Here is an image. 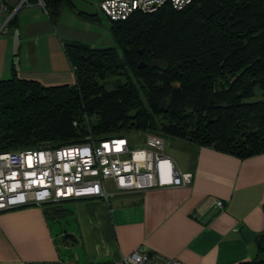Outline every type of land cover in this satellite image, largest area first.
<instances>
[{
	"label": "trees",
	"instance_id": "1",
	"mask_svg": "<svg viewBox=\"0 0 264 264\" xmlns=\"http://www.w3.org/2000/svg\"><path fill=\"white\" fill-rule=\"evenodd\" d=\"M42 5L51 25L62 5L71 7ZM104 20L113 48L62 42L72 84L42 86L11 66L0 81V152L138 132L238 159L264 152V0H191L180 10L164 5ZM112 77L122 81L105 90ZM239 264H264V244Z\"/></svg>",
	"mask_w": 264,
	"mask_h": 264
},
{
	"label": "crops",
	"instance_id": "2",
	"mask_svg": "<svg viewBox=\"0 0 264 264\" xmlns=\"http://www.w3.org/2000/svg\"><path fill=\"white\" fill-rule=\"evenodd\" d=\"M6 0L15 25L0 30V81L15 67L22 80L69 85L62 42L113 48L108 23L62 5L51 25L41 7ZM107 22V21H106ZM178 143V142H177ZM172 143L188 186L68 199L0 212V264H107L142 247L183 264H239L264 244V152L244 159L207 147ZM221 208L212 207V201Z\"/></svg>",
	"mask_w": 264,
	"mask_h": 264
},
{
	"label": "built area",
	"instance_id": "3",
	"mask_svg": "<svg viewBox=\"0 0 264 264\" xmlns=\"http://www.w3.org/2000/svg\"><path fill=\"white\" fill-rule=\"evenodd\" d=\"M5 1L0 0V30L12 17V13H7ZM36 1L43 10L42 0ZM190 2L95 0L96 4L92 5L107 20L120 21L133 13H150L164 5L180 10ZM23 4L26 5L27 0H20L17 7ZM137 137L141 141L133 143L125 136L95 141L86 135L81 143L73 145L0 152V212L68 199H106L109 196L107 184L118 193L190 184L192 174L179 170L175 162L164 155L160 138L141 132ZM211 205L221 208L217 200ZM53 264L73 263L58 260ZM107 264L183 263L138 247Z\"/></svg>",
	"mask_w": 264,
	"mask_h": 264
},
{
	"label": "rangeland",
	"instance_id": "4",
	"mask_svg": "<svg viewBox=\"0 0 264 264\" xmlns=\"http://www.w3.org/2000/svg\"><path fill=\"white\" fill-rule=\"evenodd\" d=\"M86 2L88 3H91L93 5H95V0H85ZM97 15H99V17L101 18V20H103L102 22H104L105 24L107 23L102 14H100L98 11H97ZM122 81L121 78H118V77H112V79L110 78L109 80H106L103 82V87L105 88V90H110L114 87V85L116 83H120ZM139 133V132H138ZM138 133H130L128 135H126L125 137H127V139H130L133 143H138L140 142L141 138L137 137V134ZM162 142H163V152L166 153L167 155H169L170 157H172L173 159H175L176 163H178L177 161L179 160V153L177 152L176 148L172 145V143H180L181 141H178V140H174V139H170L168 137H159ZM177 143V144H178ZM110 189L109 187H107V190Z\"/></svg>",
	"mask_w": 264,
	"mask_h": 264
},
{
	"label": "water",
	"instance_id": "5",
	"mask_svg": "<svg viewBox=\"0 0 264 264\" xmlns=\"http://www.w3.org/2000/svg\"><path fill=\"white\" fill-rule=\"evenodd\" d=\"M73 10H75L77 13L84 15L86 17H94L96 16L97 12L94 6L91 3L86 2L85 0H65ZM151 66L159 65L164 66L165 64L163 62H150Z\"/></svg>",
	"mask_w": 264,
	"mask_h": 264
}]
</instances>
